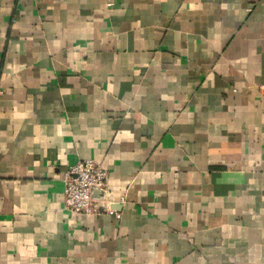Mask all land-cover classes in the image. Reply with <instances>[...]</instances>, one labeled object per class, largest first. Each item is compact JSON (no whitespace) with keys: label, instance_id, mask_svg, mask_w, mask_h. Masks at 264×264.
<instances>
[{"label":"crops","instance_id":"0c3cea01","mask_svg":"<svg viewBox=\"0 0 264 264\" xmlns=\"http://www.w3.org/2000/svg\"><path fill=\"white\" fill-rule=\"evenodd\" d=\"M0 264H264V0H0Z\"/></svg>","mask_w":264,"mask_h":264},{"label":"built area","instance_id":"2783aa9c","mask_svg":"<svg viewBox=\"0 0 264 264\" xmlns=\"http://www.w3.org/2000/svg\"><path fill=\"white\" fill-rule=\"evenodd\" d=\"M108 172L87 159L71 165L62 176L64 207L74 214H106L108 207L95 197L94 190H106Z\"/></svg>","mask_w":264,"mask_h":264},{"label":"water","instance_id":"95a60500","mask_svg":"<svg viewBox=\"0 0 264 264\" xmlns=\"http://www.w3.org/2000/svg\"><path fill=\"white\" fill-rule=\"evenodd\" d=\"M94 193H96V190H94Z\"/></svg>","mask_w":264,"mask_h":264}]
</instances>
